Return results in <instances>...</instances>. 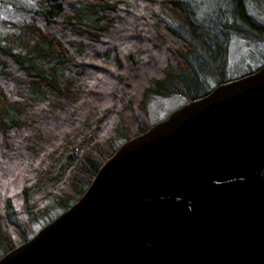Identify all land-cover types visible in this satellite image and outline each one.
Instances as JSON below:
<instances>
[{
	"label": "trees",
	"instance_id": "trees-1",
	"mask_svg": "<svg viewBox=\"0 0 264 264\" xmlns=\"http://www.w3.org/2000/svg\"><path fill=\"white\" fill-rule=\"evenodd\" d=\"M224 1L215 19L197 0H0V259L154 126L153 98L190 102L232 80L231 26L264 29L247 0Z\"/></svg>",
	"mask_w": 264,
	"mask_h": 264
},
{
	"label": "water",
	"instance_id": "water-1",
	"mask_svg": "<svg viewBox=\"0 0 264 264\" xmlns=\"http://www.w3.org/2000/svg\"><path fill=\"white\" fill-rule=\"evenodd\" d=\"M0 264H264V66L121 145Z\"/></svg>",
	"mask_w": 264,
	"mask_h": 264
},
{
	"label": "rangeland",
	"instance_id": "rangeland-1",
	"mask_svg": "<svg viewBox=\"0 0 264 264\" xmlns=\"http://www.w3.org/2000/svg\"><path fill=\"white\" fill-rule=\"evenodd\" d=\"M202 6L201 15L210 13L215 19L225 8L224 0H197ZM246 8L249 16L253 17L264 27V0H248ZM5 12L0 10V19L5 18ZM232 26L227 35L226 57H227V79H235L246 73L256 71L264 64V36H258L255 33L244 35L239 33L241 26ZM211 81V80H210ZM210 85L215 88L217 83L211 82ZM188 101L182 97L160 98L155 97L150 103L151 122L153 125L159 124L169 118L175 111L182 108Z\"/></svg>",
	"mask_w": 264,
	"mask_h": 264
},
{
	"label": "flooded vegetation",
	"instance_id": "flooded-vegetation-1",
	"mask_svg": "<svg viewBox=\"0 0 264 264\" xmlns=\"http://www.w3.org/2000/svg\"><path fill=\"white\" fill-rule=\"evenodd\" d=\"M247 3H248V0H247ZM247 3H246V4H247ZM247 12H248V11H247ZM240 26H241V25H240ZM234 27H236V26H233V27H232V29H234V30H235V28H234ZM237 28H238V27H237ZM230 29H231V28H230ZM263 29H264V27H263ZM254 72H255V71H254ZM251 73H253V72H251ZM251 73H249V72H248V73L244 74V75H243V76H241V77H244V76H246V75H249V74H251Z\"/></svg>",
	"mask_w": 264,
	"mask_h": 264
}]
</instances>
